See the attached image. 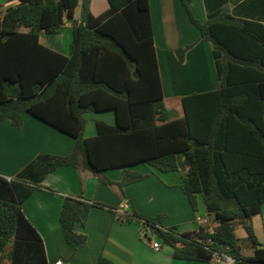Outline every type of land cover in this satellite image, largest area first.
Returning a JSON list of instances; mask_svg holds the SVG:
<instances>
[{"label":"trees","instance_id":"16d2710c","mask_svg":"<svg viewBox=\"0 0 264 264\" xmlns=\"http://www.w3.org/2000/svg\"><path fill=\"white\" fill-rule=\"evenodd\" d=\"M15 1L0 17V122L20 128L28 113L72 137L74 144L65 156H36L13 179L0 176V264H50L22 204L54 170H87L123 196L125 186L148 176L133 167L174 172L178 155L186 167L179 187L194 212L201 197L218 224L214 233L203 226L186 233L160 230L163 216L133 210L131 216L119 215L110 209L116 219L135 218L157 229L174 259L212 262L217 253L235 263L264 264V246L243 224L261 214L264 205V27L222 12L200 22L190 10L191 0H180L200 38L212 45L218 84L214 91L184 97L183 117L171 120L163 103L148 0H107L108 8L98 16L91 14L90 0ZM65 22L72 27L68 56L39 42L40 32L55 34ZM190 47L176 51L179 63ZM105 111L115 113V124L97 121L96 135L84 138V114ZM113 169L121 171L118 182L103 175ZM96 206L103 207L63 198L59 223L66 243L86 242L74 227L83 210ZM235 223H242L250 257L240 253ZM96 264L115 263L101 255Z\"/></svg>","mask_w":264,"mask_h":264},{"label":"crops","instance_id":"0c3cea01","mask_svg":"<svg viewBox=\"0 0 264 264\" xmlns=\"http://www.w3.org/2000/svg\"><path fill=\"white\" fill-rule=\"evenodd\" d=\"M148 1L163 103L168 118L179 119L184 115V97L217 89L212 45L209 40L200 38L199 31L190 22L180 0ZM16 3L15 0H6L0 4V17L6 8ZM89 7L91 14L98 16L108 8V3L106 0L99 10H95L90 0ZM189 7L200 22L207 21L210 14L222 12L238 19L256 21L264 27V0H191ZM79 17L80 14L76 15L74 12V20L78 21ZM71 39L70 22H65L55 34H39V42L43 46L64 56L69 55ZM188 45L191 47L186 51L183 62L179 63L176 51ZM85 116L89 122L84 126V138L96 135L97 121L109 125L116 122L113 111L89 112L84 114V118ZM73 144L72 137L28 113L22 115L20 128L2 121L0 176L7 180L13 179L36 156H65L70 153ZM177 164V171L165 174L155 173L141 165L133 167L132 170L148 176L125 186L123 196L116 186H105L97 176L87 170L60 167L48 174L41 183L42 187L35 190L22 204L25 217L42 239L48 263L52 264L61 259L71 264H96L98 258L103 255L115 264H214L172 258L171 249L162 243L157 229L141 225L143 220L137 221L135 218L129 222H119L110 211L113 209L114 213H117L125 203L127 209L124 215L131 216L133 210L145 217L163 216L158 228H173L176 233L194 232L200 226L212 224L213 221L207 215L200 196H197V205L203 206L204 216L192 211L179 187L181 177L186 172L181 155L177 156ZM103 175L112 182L121 179L119 169L108 170ZM65 197L80 198L85 204L103 205L102 208L96 206L82 211L81 222L74 227L77 234L86 236V242L82 245L68 244L64 240L59 216ZM197 217L200 222L196 221ZM235 224L234 233L237 239L242 241L240 253L244 257H250L253 250L244 242L246 233L242 223ZM243 224L251 226L256 240L264 246V205L261 214L246 219ZM237 229L240 231L239 235L236 233ZM156 240L159 244L157 251L151 247V243ZM8 250L9 247L6 252ZM2 264L8 262L4 260Z\"/></svg>","mask_w":264,"mask_h":264},{"label":"built area","instance_id":"2783aa9c","mask_svg":"<svg viewBox=\"0 0 264 264\" xmlns=\"http://www.w3.org/2000/svg\"><path fill=\"white\" fill-rule=\"evenodd\" d=\"M126 209H127V205H126L125 203H123V204L120 206L119 210H117V213H118L119 215H124ZM196 221L200 222L201 220H200L199 217H197ZM217 226H218V224L215 223V222H213V223L210 224V225L208 224V225L206 226V228H207V233H208L209 235L213 234V233H214V229H215ZM151 247H152V249H154V250L157 251V249L159 248L158 241L156 240L155 242H152V243H151ZM212 262H213L214 264H232V263H234V259H232L231 257L226 256V255H221V254H217V253H215V254L213 255ZM52 264H71V263H70L69 261H65V260L58 259V260L54 261Z\"/></svg>","mask_w":264,"mask_h":264},{"label":"rangeland","instance_id":"374dc122","mask_svg":"<svg viewBox=\"0 0 264 264\" xmlns=\"http://www.w3.org/2000/svg\"><path fill=\"white\" fill-rule=\"evenodd\" d=\"M5 1H6V0H0V4L4 3ZM91 1H92V3H93V6H94L95 10H96V9L99 10V9L103 6V4L106 3V0H91ZM89 6H90V3H89ZM89 10H90V7H89ZM80 12H81V9H80V8H77L76 11H75L76 15H79ZM45 34H46V33H45ZM87 115H88V114H87ZM88 120H89L88 117L85 116V124H87V123L89 122ZM146 168H147V169H150V170H153V169L148 168V167H146ZM202 211H203V212H202ZM197 213H198L199 215L204 216L205 211L203 210V206H202V205H199V206H198ZM235 225H236V224H235ZM242 231H243V230H242ZM236 233H237V235H239V234H240V231L237 229ZM246 243H247V242H246Z\"/></svg>","mask_w":264,"mask_h":264}]
</instances>
